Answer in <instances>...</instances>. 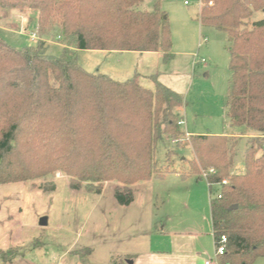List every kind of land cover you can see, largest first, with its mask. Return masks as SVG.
I'll use <instances>...</instances> for the list:
<instances>
[{
  "label": "trees",
  "instance_id": "obj_1",
  "mask_svg": "<svg viewBox=\"0 0 264 264\" xmlns=\"http://www.w3.org/2000/svg\"><path fill=\"white\" fill-rule=\"evenodd\" d=\"M151 1L146 12L137 10L143 0H0V9L37 11L38 32H56L67 42L53 57L42 41L14 49L0 38V185L59 171L71 190L85 185L100 194L105 182L116 180L123 187L113 197L128 207L134 198L129 185L161 177L155 145L164 136H182V97L157 82L151 90L135 78L120 82L89 73L74 52L161 53L169 61L167 16L162 0ZM198 3L199 23L229 38L225 116L230 127L254 132L257 140L244 152V172L232 174L236 144L195 135L188 172L205 180L210 195L216 189L209 210L214 246L226 238L220 264H257L264 259V152L255 156L264 144V17L251 19L264 15V0ZM4 255L0 264H11Z\"/></svg>",
  "mask_w": 264,
  "mask_h": 264
},
{
  "label": "rangeland",
  "instance_id": "obj_2",
  "mask_svg": "<svg viewBox=\"0 0 264 264\" xmlns=\"http://www.w3.org/2000/svg\"><path fill=\"white\" fill-rule=\"evenodd\" d=\"M141 7L152 11L149 0L137 10ZM201 7L198 0L160 2L171 40L172 58L167 62L161 53L96 55L74 50L77 62L89 73L120 82L135 78L151 90L157 82L179 94L182 136L179 140L164 136L157 142L154 162L162 175L129 185L135 204L128 209L113 197L114 190L123 187L116 180L105 182L100 194L85 185L71 190L69 178L59 171L35 181L0 185V252L12 258L11 264H112L121 258L109 256L113 244L138 240L144 249L160 250L172 233L192 240L197 251L206 253L203 258H215L209 198L215 197L216 189L210 195L205 180L189 174L187 163L194 159L190 140L195 135H220L236 144L231 173L242 174L244 152L257 135L230 127L225 116L229 38L199 23ZM263 17L257 13L251 21ZM0 38L14 49L42 41L46 54L53 57L67 45L56 32L41 35L38 12L28 8L0 9ZM263 152V147L257 150L256 158ZM43 217L46 227L39 226ZM257 264H264V259Z\"/></svg>",
  "mask_w": 264,
  "mask_h": 264
},
{
  "label": "crops",
  "instance_id": "obj_3",
  "mask_svg": "<svg viewBox=\"0 0 264 264\" xmlns=\"http://www.w3.org/2000/svg\"><path fill=\"white\" fill-rule=\"evenodd\" d=\"M149 1L152 4V10L153 2L151 0ZM141 9L142 11L144 10L148 12L142 7ZM83 52L96 55L119 53L116 51ZM133 204H135V199L128 207L123 208L128 209ZM171 236V240H169L168 243L165 244V246L160 250L144 249L142 243L138 240L120 241L112 245V248L109 250V256H112L114 258L121 256V258L113 259V261H115L117 264H128L127 261L131 262V264H203L205 260L211 259L208 257L203 258L202 256L206 255V253L201 254L200 251H197L196 244L193 243L192 240L179 238L178 236H176V233H172ZM116 252H118V256L116 255Z\"/></svg>",
  "mask_w": 264,
  "mask_h": 264
},
{
  "label": "built area",
  "instance_id": "obj_4",
  "mask_svg": "<svg viewBox=\"0 0 264 264\" xmlns=\"http://www.w3.org/2000/svg\"><path fill=\"white\" fill-rule=\"evenodd\" d=\"M183 122H179L178 125H182ZM188 135L187 133H185ZM264 148V144H263ZM209 173H213V170H209ZM225 184V182H223ZM226 238L224 236H221L219 240L217 241L216 245L214 246V252H215V258L214 259H207L203 262V264H220V258L225 254L226 248Z\"/></svg>",
  "mask_w": 264,
  "mask_h": 264
},
{
  "label": "water",
  "instance_id": "obj_5",
  "mask_svg": "<svg viewBox=\"0 0 264 264\" xmlns=\"http://www.w3.org/2000/svg\"><path fill=\"white\" fill-rule=\"evenodd\" d=\"M236 206H232L230 209H235ZM39 226L40 227H46L47 226V218L43 217L39 220ZM128 264H131V262L127 261Z\"/></svg>",
  "mask_w": 264,
  "mask_h": 264
}]
</instances>
